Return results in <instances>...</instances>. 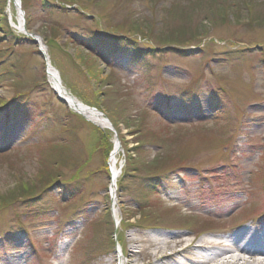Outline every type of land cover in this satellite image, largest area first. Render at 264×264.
Returning a JSON list of instances; mask_svg holds the SVG:
<instances>
[{
	"label": "rangeland",
	"instance_id": "rangeland-1",
	"mask_svg": "<svg viewBox=\"0 0 264 264\" xmlns=\"http://www.w3.org/2000/svg\"><path fill=\"white\" fill-rule=\"evenodd\" d=\"M30 34L110 130L58 98ZM255 221L264 0H0V264L127 263L122 235Z\"/></svg>",
	"mask_w": 264,
	"mask_h": 264
},
{
	"label": "bare ground",
	"instance_id": "bare-ground-1",
	"mask_svg": "<svg viewBox=\"0 0 264 264\" xmlns=\"http://www.w3.org/2000/svg\"><path fill=\"white\" fill-rule=\"evenodd\" d=\"M16 0H13L15 2ZM17 10L20 7L15 5ZM11 16H13L11 12ZM12 28L16 32L26 34L25 16L20 12L12 18ZM40 50L45 56L47 74L52 89L65 100L69 108L84 117L87 121L110 130L100 111L80 101L64 85L63 79L42 38L37 37ZM9 95V94H7ZM113 149L109 156V172L111 175V192L115 195L118 182L122 176L124 163L121 162L122 149L118 139L113 141ZM242 231L231 236L229 244L221 242V233L192 234L190 232H156L122 235L120 243L128 262L121 264H264L256 260L258 256L264 259V224L260 221L251 222ZM144 245L143 248H139ZM66 249V247H62ZM62 255H64L62 253ZM185 257L186 261H180ZM109 264V263H107ZM114 264V263H112Z\"/></svg>",
	"mask_w": 264,
	"mask_h": 264
},
{
	"label": "water",
	"instance_id": "water-1",
	"mask_svg": "<svg viewBox=\"0 0 264 264\" xmlns=\"http://www.w3.org/2000/svg\"><path fill=\"white\" fill-rule=\"evenodd\" d=\"M31 35V34H30ZM31 37H35V36H33V35H31ZM36 38V37H35ZM35 42H38L37 40H35ZM59 98H60V100H62V101H65L63 98H61L60 96H59ZM93 110H95V111H97L96 109H93ZM101 115L102 116H105L103 113H101ZM105 121L107 122V123H109V125H110V128H112V124L110 123V121L106 118L105 119ZM119 141V140H118Z\"/></svg>",
	"mask_w": 264,
	"mask_h": 264
}]
</instances>
